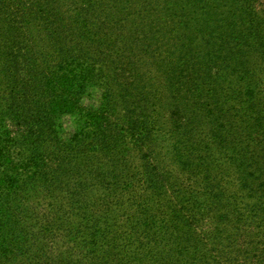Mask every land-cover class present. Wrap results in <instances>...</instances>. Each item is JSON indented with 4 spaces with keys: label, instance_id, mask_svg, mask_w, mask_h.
Segmentation results:
<instances>
[{
    "label": "trees",
    "instance_id": "16d2710c",
    "mask_svg": "<svg viewBox=\"0 0 264 264\" xmlns=\"http://www.w3.org/2000/svg\"><path fill=\"white\" fill-rule=\"evenodd\" d=\"M58 261L264 264V0H0V264Z\"/></svg>",
    "mask_w": 264,
    "mask_h": 264
},
{
    "label": "rangeland",
    "instance_id": "374dc122",
    "mask_svg": "<svg viewBox=\"0 0 264 264\" xmlns=\"http://www.w3.org/2000/svg\"><path fill=\"white\" fill-rule=\"evenodd\" d=\"M210 1L214 2V0H210ZM128 7H129L128 11L130 12L131 5H129ZM138 7H141V5H138ZM75 8H78V7H75ZM135 9H136V11H138V13L142 14L143 8L140 9V8H136L135 7ZM99 15H100V18H99ZM102 18H103V13L97 11L96 14H94V16H92L90 18V20H89V22L87 24V27L91 29L92 35L94 33H97V34L104 33L106 36H108V37L105 36L106 40H108V38H110L112 40L115 39V35L116 34L112 33V31L115 32L116 28L111 26L112 23L110 25H108V27H101L100 23H101ZM135 18H137V15H135ZM127 33L128 32L125 29V31L123 30L119 34H123V36H127ZM108 49L109 48H106V50H108ZM23 68H25V67H23ZM102 101H103V92H102V90L100 88L95 87L92 90H90L85 97L82 98L81 103H82L83 106H85L88 109L98 110L100 108L101 104H102ZM83 122H84V119H83V117L81 115L66 117L64 119V121H63L65 139H69L76 132V130L80 128V126L82 125ZM192 128L195 129L196 131L202 132L203 134L207 135L209 133L211 134L213 126L206 125V124H204L202 122L198 123V120H195L193 122V124H192ZM164 163H166V161H164L163 164ZM181 176H182L181 179H185L186 181L189 180V178H190V177H188L187 175H184V174H182ZM201 176H203V175H201ZM58 192L59 191H56L53 196H52V193H46V192H41L40 193V197H39V195H37L41 199V201L39 203V207L37 209L38 219L40 221H41V216L42 215H45V214L49 215V214H52L53 212H56L57 209L54 206V204H59L61 202L60 198L63 197V195H61L63 193H58ZM97 209L101 210L100 207H97ZM73 220L74 219L72 218L70 223ZM69 226H70V224H69ZM69 226L65 224L63 233L66 232L65 230L70 229ZM49 227H51V225L47 226V228H49ZM39 229H40V224L37 227L34 228V234ZM37 243L40 244L41 246H43V245L45 246V251L47 252V258H50V255L54 256V255L57 254L56 251H55V248L53 246H51L52 249H51V247H49L50 244L47 246L46 243H43V242H40V241H38ZM73 245L74 244L69 243V244H67V247H71ZM74 250H78V246L76 244L74 245ZM45 255H46V253H45ZM74 257L76 258L77 256H74ZM58 263H60V262L58 261L56 264H58Z\"/></svg>",
    "mask_w": 264,
    "mask_h": 264
}]
</instances>
